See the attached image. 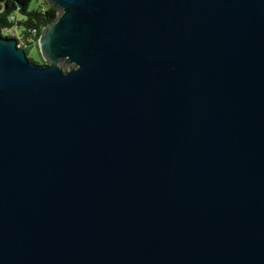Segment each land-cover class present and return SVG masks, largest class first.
Here are the masks:
<instances>
[{
    "label": "water",
    "instance_id": "obj_1",
    "mask_svg": "<svg viewBox=\"0 0 264 264\" xmlns=\"http://www.w3.org/2000/svg\"><path fill=\"white\" fill-rule=\"evenodd\" d=\"M0 33V264H264V0H48Z\"/></svg>",
    "mask_w": 264,
    "mask_h": 264
},
{
    "label": "trees",
    "instance_id": "obj_2",
    "mask_svg": "<svg viewBox=\"0 0 264 264\" xmlns=\"http://www.w3.org/2000/svg\"><path fill=\"white\" fill-rule=\"evenodd\" d=\"M58 15V7L48 0H0V33L3 36L5 28H14L19 44L29 57L38 63H47L39 41L45 28ZM34 48L38 49L39 56L32 55Z\"/></svg>",
    "mask_w": 264,
    "mask_h": 264
},
{
    "label": "built area",
    "instance_id": "obj_3",
    "mask_svg": "<svg viewBox=\"0 0 264 264\" xmlns=\"http://www.w3.org/2000/svg\"><path fill=\"white\" fill-rule=\"evenodd\" d=\"M13 19H15V16H13ZM3 36L4 37H15V38H17L16 36H15V29L14 28H5L4 30H3ZM18 39V38H17ZM19 41V40H18ZM19 46L20 47H22L20 44H19Z\"/></svg>",
    "mask_w": 264,
    "mask_h": 264
},
{
    "label": "rangeland",
    "instance_id": "obj_4",
    "mask_svg": "<svg viewBox=\"0 0 264 264\" xmlns=\"http://www.w3.org/2000/svg\"><path fill=\"white\" fill-rule=\"evenodd\" d=\"M32 55L39 56V53H38V49L37 48H34L32 50ZM46 61L49 62L47 59H46Z\"/></svg>",
    "mask_w": 264,
    "mask_h": 264
}]
</instances>
